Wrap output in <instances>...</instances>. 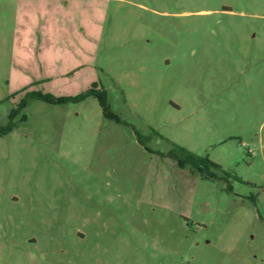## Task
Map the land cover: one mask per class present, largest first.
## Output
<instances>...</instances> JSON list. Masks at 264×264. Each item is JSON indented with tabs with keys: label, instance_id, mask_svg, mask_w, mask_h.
I'll return each instance as SVG.
<instances>
[{
	"label": "rangeland",
	"instance_id": "rangeland-1",
	"mask_svg": "<svg viewBox=\"0 0 264 264\" xmlns=\"http://www.w3.org/2000/svg\"><path fill=\"white\" fill-rule=\"evenodd\" d=\"M13 110L0 264H264V0H0Z\"/></svg>",
	"mask_w": 264,
	"mask_h": 264
},
{
	"label": "trees",
	"instance_id": "trees-1",
	"mask_svg": "<svg viewBox=\"0 0 264 264\" xmlns=\"http://www.w3.org/2000/svg\"><path fill=\"white\" fill-rule=\"evenodd\" d=\"M92 92H94L93 89L89 90L85 94L78 95L76 97H67V98H59V99H56L49 94H42V93H34L33 96L48 103H55V102L77 101L90 95ZM96 98L99 100V103L104 110V114L107 117H112L119 120L117 116L113 115L108 110V106L106 103V96L104 93L96 94ZM21 105L24 107L26 105V101L24 100ZM15 115H16V110H13L10 114L11 122L7 127H2L0 125L1 135H5L11 132L15 128V124L12 121ZM173 156L178 160V164L180 167L184 168L186 166H190L193 172L200 174L204 178H208V179L218 178V174L216 172H213V169L216 171H220L223 175V178L225 179L231 177V175L228 172L223 171L221 166L212 162L209 158L194 154L184 148H179V147L176 148V150L173 152Z\"/></svg>",
	"mask_w": 264,
	"mask_h": 264
}]
</instances>
